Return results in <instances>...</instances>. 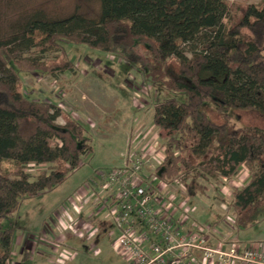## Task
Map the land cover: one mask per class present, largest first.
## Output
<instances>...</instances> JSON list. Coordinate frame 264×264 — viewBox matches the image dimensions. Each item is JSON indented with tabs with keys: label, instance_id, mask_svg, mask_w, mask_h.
<instances>
[{
	"label": "trees",
	"instance_id": "obj_1",
	"mask_svg": "<svg viewBox=\"0 0 264 264\" xmlns=\"http://www.w3.org/2000/svg\"><path fill=\"white\" fill-rule=\"evenodd\" d=\"M76 1L97 2V14L88 17L78 6L64 10L51 0H0V166H12L0 168V264H11V220L22 202L54 190L93 152L78 120L19 89L22 71H73L61 41L117 57L142 49L130 53L129 64L170 95L153 105L152 123L177 133L164 142L154 176L182 180L193 198L202 191L200 179L231 180L245 168L250 178L229 203L233 225L248 229L264 220V132L229 123L232 109L264 114V0L244 6L225 0ZM40 29L48 37L33 43L27 35ZM61 49L62 59L44 63L45 53ZM206 105L221 124L210 121ZM60 115L63 124L56 123ZM29 166L45 169L31 174ZM23 254L22 262L31 258L28 249Z\"/></svg>",
	"mask_w": 264,
	"mask_h": 264
},
{
	"label": "rangeland",
	"instance_id": "obj_2",
	"mask_svg": "<svg viewBox=\"0 0 264 264\" xmlns=\"http://www.w3.org/2000/svg\"><path fill=\"white\" fill-rule=\"evenodd\" d=\"M51 1L64 10L78 6L88 17H93L98 12L97 2ZM225 1L241 6L258 5L262 2V0ZM27 37L33 43H38L48 37V32L40 29L28 34ZM59 44L73 63V71H66L56 76L22 71L19 89L24 90L32 98L55 103L63 115L78 120L91 141L93 152L54 190L22 202L11 220L15 227L14 237H21V241L22 236L26 238L27 235H38L31 234L30 231L32 233L40 231L41 234L43 230L55 227L56 213L65 207L73 209L71 204L76 198L81 200L78 193L86 187L85 182L94 177L95 171L119 167L127 154L141 152V149L148 145L159 150L169 136H177L176 132L160 130L152 123L153 105L169 99L170 95L160 85H152L145 80L137 67L129 64L130 53L138 51L144 54L142 49L136 48L124 56L117 57L85 46L62 41ZM62 49L60 52L45 53L44 63L50 64L62 59ZM20 55L29 56L27 52ZM186 56L189 54L186 53ZM63 57L65 58L64 54ZM203 111L212 123L223 122L212 106H204ZM229 116V123L236 128H253L264 132V114L256 110L232 109ZM64 120L65 117L60 115L56 123L63 124ZM144 133H146L144 139L139 141L137 137H142ZM0 168L2 172H8L12 166L9 162H3ZM42 169L45 167L29 166L27 172L36 174ZM249 178L250 174L245 168H241L237 176L231 180L200 179L199 185L202 191H198L195 197L188 200L185 206L188 210L187 214L191 219L197 217L196 222L199 224L215 228L219 234L223 233L224 235L220 237L225 238V234L228 235L227 240L236 239L237 234V241L243 245L251 242L264 243V220L241 230H236L232 224L233 212L229 203L234 191L244 186ZM177 180L182 183V180ZM86 215L82 208L80 216L85 218ZM93 216H91L93 225L91 231H93L86 232L82 238L76 239L77 237L73 236L74 231L70 228L73 221L67 224L69 227L67 231L60 232L65 236L63 256L61 252L58 255V252L50 249V241L46 244L37 242L36 245H30L32 264H47V262L49 264H129L113 248V241L116 238L115 229L111 230L109 226L102 225L106 214ZM220 223L225 227L224 232L217 227ZM55 229L54 232L57 231ZM26 243L29 245L30 241L27 239ZM26 243L23 246L26 247ZM41 249L40 256L47 251L43 259L35 257L40 254ZM21 251L20 245H12L11 264H22Z\"/></svg>",
	"mask_w": 264,
	"mask_h": 264
},
{
	"label": "built area",
	"instance_id": "obj_3",
	"mask_svg": "<svg viewBox=\"0 0 264 264\" xmlns=\"http://www.w3.org/2000/svg\"><path fill=\"white\" fill-rule=\"evenodd\" d=\"M141 150L127 154L119 167L95 171L85 182L87 189L78 193L81 200L76 198L71 204L73 209L65 207L56 213L55 227L26 236L30 245L50 241V249L63 256L65 236L60 232L68 230L67 224L73 221L70 228L79 239L93 228L91 216L106 214L112 224L109 229L116 232L113 248L129 264H264V243L243 245L193 221L185 209L190 197L183 183H165L154 176L163 159V146ZM88 203L91 210L84 218L80 215ZM26 249L31 251V247Z\"/></svg>",
	"mask_w": 264,
	"mask_h": 264
},
{
	"label": "crops",
	"instance_id": "obj_4",
	"mask_svg": "<svg viewBox=\"0 0 264 264\" xmlns=\"http://www.w3.org/2000/svg\"><path fill=\"white\" fill-rule=\"evenodd\" d=\"M64 122V121H63ZM89 206H90V203H88V204H86V205H84L83 206V212L84 213H87L88 214V212L91 210V206H90V208H89ZM193 219V221H198L197 220V217H193L192 218ZM104 220H105V222H102V225H104V227L105 226H109V228H111L112 227V224H111V220H110V218H109V216L108 215H106L105 217H104ZM220 226H217L221 231H223L224 229H225V227H224V225L222 224V223H220L219 224ZM40 232V231H39ZM39 232L38 233H32V231H30V233L31 234H39ZM58 232H59V230H58ZM224 232V231H223ZM237 232V231H236ZM29 233V232H28ZM220 235H224L223 233H221L220 232ZM225 236H228V235H226L225 234ZM24 236H22V241L20 240V238L21 237H17V238H13V245H20L21 246V259H22V257H23V252H24V250H26V248H30L31 246H30V244L28 245V243H26V238L24 237ZM77 239V238H76ZM216 239H218V237H216ZM236 241H237V234H236V239H235ZM21 241V242H20ZM27 244V246L25 247V246H23V244ZM47 254V251H44V255H46ZM40 255H42V249H41V252H40V254L39 255H36L35 257H42V259H43V256H40ZM34 260V259H33ZM46 260H47V258H46ZM21 263L22 264H32V261H31V258L29 259V260H27V261H24V262H22L21 261ZM47 264H49V262H47Z\"/></svg>",
	"mask_w": 264,
	"mask_h": 264
}]
</instances>
